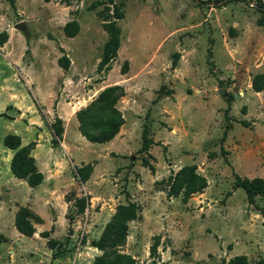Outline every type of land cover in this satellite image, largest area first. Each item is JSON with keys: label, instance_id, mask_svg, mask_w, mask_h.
Wrapping results in <instances>:
<instances>
[{"label": "rangeland", "instance_id": "1", "mask_svg": "<svg viewBox=\"0 0 264 264\" xmlns=\"http://www.w3.org/2000/svg\"><path fill=\"white\" fill-rule=\"evenodd\" d=\"M199 1L207 0H113L124 14L117 19L120 46L109 68L98 70L107 39L102 23L112 13L108 0H14L15 9L0 0V32L9 41L0 46V112L9 103L26 107L33 101L28 76L52 111L48 116L44 110L40 129L50 132L53 148L51 174L41 163L47 178L39 186L30 187L9 171L3 177L0 232L7 240L0 243V264H91L101 251L90 241L99 237L116 205L127 201L140 205L141 218L129 223L122 252L138 264H227L237 254L250 261L264 257V199L250 204L243 189L233 188V172L264 177V89L251 88L253 75L264 73V27L256 22L254 0L221 6ZM71 19L79 31L67 37L63 25ZM19 21L28 35L14 26ZM60 46L69 59L67 70L57 64ZM174 52L179 57L172 68ZM111 84L123 87L117 107L125 121L117 135L90 142L79 134L75 116L64 117L69 152L61 141L52 146L56 100L52 105L51 95L63 92L61 107L76 109ZM169 89L173 93L166 95ZM228 106L231 128L221 141ZM6 111L15 117H0V134L3 124L28 123L29 117H16L13 106ZM144 124L153 141L147 151L140 150ZM1 149L6 148L0 137ZM86 163L93 169L82 182L75 169ZM185 164H195L207 186L183 203L180 196L167 197L163 187ZM46 192L50 200L44 203ZM29 194L43 218L30 237L13 224ZM84 195L89 203L79 212L76 200ZM154 240L159 245L150 256Z\"/></svg>", "mask_w": 264, "mask_h": 264}, {"label": "trees", "instance_id": "2", "mask_svg": "<svg viewBox=\"0 0 264 264\" xmlns=\"http://www.w3.org/2000/svg\"><path fill=\"white\" fill-rule=\"evenodd\" d=\"M12 9H15L14 0H8ZM231 1L238 0H213V6H221ZM250 1V0H239ZM200 3H209L210 1H199ZM112 4L110 14L111 18L104 19L102 26L107 33V39L102 46V54L97 64V69L109 68L110 62L117 56V50L120 46L121 29L117 24V19L123 18L124 14L119 4L113 3V0H108ZM259 16L257 24L264 27V1L254 0ZM79 31V25L75 19H71L63 25V33L67 37H74ZM7 33L0 32V46L7 42ZM62 54L57 58L58 65L67 70L69 67V59L60 47ZM179 52H174L172 55L171 67L175 68ZM127 61L125 60L121 72L124 73V68ZM251 88L255 92H260L264 89V73H256L251 79ZM164 85H161L158 95L162 94ZM166 95L173 93L172 89L164 91ZM123 87L120 84H112L101 89L97 96L85 107L78 109L75 112V117L78 122L77 129L79 133L90 142L103 143L113 139L119 132L120 127L124 124V117L120 109L117 107V102L122 96ZM233 95H229L232 97ZM33 101L41 114L45 117L43 107L38 103L36 98ZM229 103V99L227 98ZM228 108L225 109L224 117L226 125L224 127L221 141H224L228 130L231 128L230 118L228 116ZM0 116H7L5 112H1ZM12 118V117H9ZM243 122V121H241ZM52 131V146H57L62 140L64 126L62 119L58 116L49 124ZM141 151H147L152 144V139L149 135V127L144 124L141 134ZM2 143L5 147L14 150L10 160V170L14 177L24 179L30 187L39 185L43 180L42 172L37 168L35 158L31 155V150L36 142L31 141L26 145H21V138L17 134L7 133L3 136ZM223 155L226 151L221 150ZM227 161V159L225 158ZM146 166H149L151 171L154 167L143 161ZM93 169V165L86 163L80 167H76L75 173L80 181H86L89 178ZM233 188H241L245 192L247 201L254 204L256 197L264 199V177H242L233 172ZM167 197L180 196L181 201L186 203L188 199L195 193L202 192L207 186L205 176L197 172L195 164H185L177 171L168 175L164 181ZM77 209L79 212L84 211L89 203V196L84 195L76 200ZM141 218V207L133 201L119 203L116 205L111 218L104 225L99 237L90 241V245L101 251L95 255L91 264H138L137 260L128 253L122 252V247L126 243L128 235L129 223ZM42 219L35 214L27 206H19L15 212L13 224L17 231L25 236H32L35 233L34 223H40ZM261 225L264 229V213ZM42 236H47L48 231L41 232ZM7 237L0 232V243L5 242ZM264 242V232H263ZM159 242L154 240L150 246V256L157 253ZM227 264H264V257L255 261H250L246 255L237 254L227 260Z\"/></svg>", "mask_w": 264, "mask_h": 264}, {"label": "crops", "instance_id": "3", "mask_svg": "<svg viewBox=\"0 0 264 264\" xmlns=\"http://www.w3.org/2000/svg\"><path fill=\"white\" fill-rule=\"evenodd\" d=\"M8 39L10 40V38H8ZM7 43L5 42V45H7ZM60 47L63 49L62 46H60ZM21 70H22V72L25 73V71H23L22 68H21ZM27 80H28L29 84L33 87V91H34V95L33 96L36 98V100L38 101V103L42 107H44L43 108V112L45 110V113L48 114V116H50V114L52 113V111H49L48 107L46 105H44L40 101L39 97L36 95V92L37 91L34 89V84L31 83V79L28 76H27ZM106 86H108V85H106ZM66 88H67V86H66V83H65V86L62 87L63 92H65ZM56 92L57 91H55L54 94L51 95L50 98L52 100V105L54 104V101L56 100V103H55L56 104V116L60 117L63 120V122H64L63 123L64 131H63V134H62L61 144H62V147L69 152V149L67 147L66 140H65V137H66V134H65V128H66L65 121H66V119L64 117H69V119H72L75 116V112L78 109H80L82 107H85L87 104H89L97 96V94H98L99 91L97 92V94L94 95V97L90 100V102H88L87 104H84L82 107H76V109L74 107H72V106L67 107V108L61 107L62 99H63L62 98L63 97V92H60V96H58V93L56 94ZM80 96H84V94L82 95V93H81ZM10 106H13V108H15V110L19 112L20 115L19 116H16V117H29V120H28V123H24L21 120H17L18 123H16V124H10V125L3 124L4 130L0 134V137L3 139V136L5 134H7V133H13V134H17V135H18V133H22L23 136L20 135L21 145H26V144H28L31 141H35L36 144H35L34 148L31 150L30 153L35 158L36 165H37L38 169L39 170L41 169L40 170L41 172L43 171L42 168L40 167V164L42 163L45 166L44 169L48 173L51 174V167L49 165V162H50L49 160L52 159V157H53L52 156L53 155V153H52V149L53 148L50 145L51 135H50V132L47 129H40L41 126H43V122H42L43 120L41 118L42 116L39 113V111H38L35 103L32 101L26 107H24V106H22V105H20L19 103H16V102H14L13 104L12 103H9L5 107V110L3 111V112L6 113V115H7L6 117H15V116L11 115L10 113H8V111H6ZM62 111L65 112V115L62 113ZM0 117H5V116H0ZM77 125H78V122L76 123V127H77ZM81 137H83V136L81 135ZM95 143H97V142H95ZM5 148H6L5 150L4 149H1L0 150V187L3 184H5L3 182V177L7 175V171L11 172V170H10V160H11V157H12L13 152H14V150H12V149H9L7 147H5ZM46 153L49 156L48 155L46 156ZM50 154H51V156H50ZM1 169H2V172H1ZM11 174H12V172H11ZM42 174H43V180H42V182H43L44 180H46L47 177H45V175H44L43 172H42ZM39 185H37V186H39ZM43 193H45V191H43ZM29 196H30V198H29V201H28L29 203H28V206L27 207H29L35 214H37L41 219H43L42 216H41V214H40V212L37 211V209L34 207V205H35V197H34V195L29 194ZM49 200H50V194L47 193V196L44 195L43 201L45 203V201H48L49 202ZM36 233L37 232H35L34 234H36Z\"/></svg>", "mask_w": 264, "mask_h": 264}, {"label": "water", "instance_id": "4", "mask_svg": "<svg viewBox=\"0 0 264 264\" xmlns=\"http://www.w3.org/2000/svg\"><path fill=\"white\" fill-rule=\"evenodd\" d=\"M14 26L20 29L24 34L28 35L27 26L24 21H19ZM221 93H223V89H221Z\"/></svg>", "mask_w": 264, "mask_h": 264}]
</instances>
